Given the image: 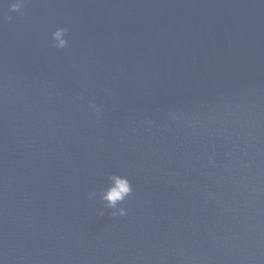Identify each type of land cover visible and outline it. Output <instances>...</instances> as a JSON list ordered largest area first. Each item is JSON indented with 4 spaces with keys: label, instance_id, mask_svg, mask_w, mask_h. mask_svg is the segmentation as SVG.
I'll list each match as a JSON object with an SVG mask.
<instances>
[{
    "label": "water",
    "instance_id": "water-1",
    "mask_svg": "<svg viewBox=\"0 0 264 264\" xmlns=\"http://www.w3.org/2000/svg\"><path fill=\"white\" fill-rule=\"evenodd\" d=\"M12 2L0 264H264V0Z\"/></svg>",
    "mask_w": 264,
    "mask_h": 264
},
{
    "label": "clouds",
    "instance_id": "clouds-1",
    "mask_svg": "<svg viewBox=\"0 0 264 264\" xmlns=\"http://www.w3.org/2000/svg\"><path fill=\"white\" fill-rule=\"evenodd\" d=\"M26 0H14L10 4L11 11L19 12L25 6ZM11 16L8 17L10 21ZM68 29L66 27L57 28L52 33V46L57 49H64L68 46ZM90 108L96 113L97 118L101 117V110L92 102ZM109 184L107 187L102 188L99 192V198L103 202V206L106 209H113L111 212L112 216H125L127 215V209L120 207V204L124 202L133 192L132 183L129 178L125 175L112 174L109 176ZM97 197V192L92 191L89 193L88 198L93 200ZM100 215L103 216L104 212L101 211Z\"/></svg>",
    "mask_w": 264,
    "mask_h": 264
}]
</instances>
